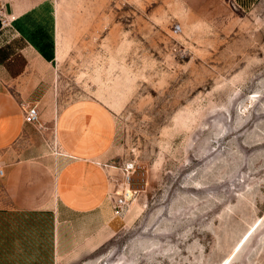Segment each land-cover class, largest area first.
<instances>
[{
	"label": "rangeland",
	"instance_id": "rangeland-1",
	"mask_svg": "<svg viewBox=\"0 0 264 264\" xmlns=\"http://www.w3.org/2000/svg\"><path fill=\"white\" fill-rule=\"evenodd\" d=\"M39 1V108L113 112L114 221L9 212L0 264H264V0Z\"/></svg>",
	"mask_w": 264,
	"mask_h": 264
},
{
	"label": "crops",
	"instance_id": "crops-1",
	"mask_svg": "<svg viewBox=\"0 0 264 264\" xmlns=\"http://www.w3.org/2000/svg\"><path fill=\"white\" fill-rule=\"evenodd\" d=\"M55 16L45 1L0 0V234L9 212L42 214L58 235L66 225L80 230L81 218L105 229L114 221L107 167L113 112L98 101L76 102L53 119L39 108L53 74L44 48ZM35 106L40 119L27 124L25 110Z\"/></svg>",
	"mask_w": 264,
	"mask_h": 264
},
{
	"label": "built area",
	"instance_id": "built-area-1",
	"mask_svg": "<svg viewBox=\"0 0 264 264\" xmlns=\"http://www.w3.org/2000/svg\"><path fill=\"white\" fill-rule=\"evenodd\" d=\"M24 115H25V122L27 124H30V125L37 124L39 119H40V112L37 109V107L27 108L25 110ZM5 176H6V169L2 164H0V179L5 178ZM126 178H127V180L130 179L129 172H128V174H126Z\"/></svg>",
	"mask_w": 264,
	"mask_h": 264
}]
</instances>
